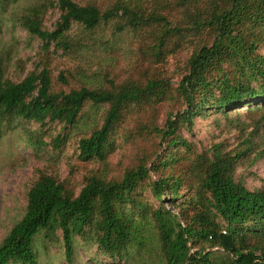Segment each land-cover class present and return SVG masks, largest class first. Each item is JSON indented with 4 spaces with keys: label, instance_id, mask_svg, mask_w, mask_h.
I'll return each mask as SVG.
<instances>
[{
    "label": "rangeland",
    "instance_id": "374dc122",
    "mask_svg": "<svg viewBox=\"0 0 264 264\" xmlns=\"http://www.w3.org/2000/svg\"><path fill=\"white\" fill-rule=\"evenodd\" d=\"M59 1L0 0V62L5 78L17 83L31 73L46 71L53 93L82 88L142 92L121 108L101 159H82L78 143L102 125L110 109L107 104L86 102L73 127L57 121L18 119L1 129L0 245L24 216L28 192L42 177L54 179L63 186L66 196L75 198L92 178L105 184L119 182L127 172L145 167L147 173L132 196L151 212L162 209L177 214L180 201L200 196L201 180L195 165L200 155L210 157L215 149L228 154L247 148L236 165L234 180L249 191L263 186L264 99L225 110L210 104L230 86L258 88L264 84V78L256 79L249 71V63L256 61V69L264 72V21L255 26L246 21L240 28L246 39H258L248 58H222L207 68L208 85L199 88L196 97L211 96L209 104L188 127L179 117L185 109L180 82L188 74L191 56L204 44H210L213 36L208 28L196 29L192 23L198 14L205 16L218 7L216 0H70L79 6L94 5L102 13L120 4L137 12L140 21L130 26V16L120 11L92 29L73 23L57 41L48 44L13 24L17 18L35 13L41 28L51 32L60 19ZM151 82L155 85L148 88ZM254 107H261V111L247 112ZM169 117L179 122L174 135L162 141ZM37 141L41 143L33 146ZM56 141L62 142L60 147L55 146ZM171 141L176 145L170 146ZM181 141H186L189 150L179 146ZM166 177L180 182L181 199L177 202H169L168 191L162 203L154 198L153 183ZM121 209L134 218L142 216L128 205ZM151 229L155 230L154 224ZM95 239L96 233L89 229L74 238L71 264H151L147 254L136 249L121 258L106 256ZM33 250L37 264H69L60 231L54 236L39 234Z\"/></svg>",
    "mask_w": 264,
    "mask_h": 264
},
{
    "label": "trees",
    "instance_id": "16d2710c",
    "mask_svg": "<svg viewBox=\"0 0 264 264\" xmlns=\"http://www.w3.org/2000/svg\"><path fill=\"white\" fill-rule=\"evenodd\" d=\"M216 2L218 7L205 16L198 14L192 23L196 29L208 28L213 36L210 44H204L191 56L188 74L180 82L185 109L179 117L188 127H191L195 115L205 111L209 104L211 96L196 97L198 89L208 85L207 68L222 58H248L258 39L251 36L246 39L240 28L246 21L253 26L264 21V0L255 5L251 0ZM57 7L61 15L51 32L41 28L35 13L17 18L13 24L48 44L57 41L73 23L92 29L101 21L118 16L120 11L122 15L130 16V26L140 21L137 12L120 4L103 13L94 5L79 6L70 0H60ZM249 66L256 79L264 78V72L256 69V61L250 62ZM5 74L0 62V132L4 126L18 119L37 123L57 121L73 127L78 124L86 102L95 106L110 105L102 125L79 140L78 150L82 159H101L104 156L121 108L138 99L142 92L82 88L68 93H53L46 71L31 73L17 83L7 80ZM154 85L151 82L148 88ZM260 99H264V84L258 88L240 84L221 90L220 96L210 106L225 110ZM260 108L254 107L247 112L259 111ZM178 122L170 117L166 119L162 141L174 135ZM39 143L37 141L33 146ZM178 143L189 150L186 141ZM61 144L60 141L55 142L56 147ZM169 145L175 146L176 142L171 141ZM246 149L228 154L215 149L210 157L200 155L195 163L201 180L200 196L180 201L176 205L177 214L162 209L151 212L145 203L132 196L134 188L147 173L145 167L127 172L119 182L105 184L92 178L75 198L66 196L63 186L54 179L42 177L28 192L24 216L0 245V264H37L33 242L41 233L54 236L57 231L62 235L66 261L71 264L73 240L88 229L96 233L95 243L109 257H125L131 249H136L146 253L151 264H264V184L256 191H249L234 180L236 165ZM179 188L178 180L160 178L153 183V195L162 203L164 197L167 198L164 193L168 191L171 194L169 202H177L181 199ZM126 205L142 212V216L134 218L122 210L121 207ZM151 224H154V231Z\"/></svg>",
    "mask_w": 264,
    "mask_h": 264
}]
</instances>
